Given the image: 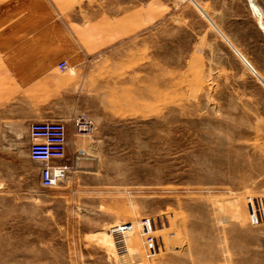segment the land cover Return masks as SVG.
Here are the masks:
<instances>
[{"label":"rangeland","instance_id":"374dc122","mask_svg":"<svg viewBox=\"0 0 264 264\" xmlns=\"http://www.w3.org/2000/svg\"><path fill=\"white\" fill-rule=\"evenodd\" d=\"M54 28L77 52L50 65ZM0 71L69 73L56 98L95 126L54 189L19 145L0 157V264H264L247 208L264 196V0H0ZM142 219L152 259L138 230L111 233Z\"/></svg>","mask_w":264,"mask_h":264},{"label":"crops","instance_id":"0c3cea01","mask_svg":"<svg viewBox=\"0 0 264 264\" xmlns=\"http://www.w3.org/2000/svg\"><path fill=\"white\" fill-rule=\"evenodd\" d=\"M57 29H53V31ZM58 44L62 50L54 52L44 61L52 64L56 60H68L76 57V46L66 33V30H57ZM55 32L51 36H55ZM56 39V38H55ZM38 54L34 65L38 67ZM32 65H26L25 72L31 70ZM64 77L69 73H61ZM56 73H6L0 71V157H8L14 152L16 146L24 152L29 163L33 162L28 153H25V144L30 146L29 125L36 121L62 120L68 124V146L66 159L58 163H70L77 153L82 152V144L74 136L72 123L69 118L75 114L76 106L72 100L56 98L57 94H73L74 84L70 87L62 86L65 78L58 79ZM87 76L79 74L74 77L79 83ZM73 79V78H72ZM62 91V92H61ZM17 140V141H16ZM17 142V144H16ZM22 145V147H21ZM18 146V147H19ZM29 152V150H28ZM34 163V162H33ZM39 166L36 168L39 174Z\"/></svg>","mask_w":264,"mask_h":264},{"label":"built area","instance_id":"2783aa9c","mask_svg":"<svg viewBox=\"0 0 264 264\" xmlns=\"http://www.w3.org/2000/svg\"><path fill=\"white\" fill-rule=\"evenodd\" d=\"M65 62L60 63V70L67 69ZM73 133L78 137H91L95 132L93 122L85 116L72 121ZM29 158L40 166V183L46 189H54L70 169L68 163H58L66 159L68 146V125L65 121H36L29 125ZM247 208L252 225L264 222V196L248 198ZM138 230L143 239L145 256L154 258L159 249L150 219H142L137 223H120L115 225L111 233L128 236Z\"/></svg>","mask_w":264,"mask_h":264}]
</instances>
